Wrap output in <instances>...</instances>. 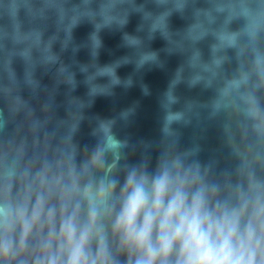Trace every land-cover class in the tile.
<instances>
[{
  "label": "water",
  "instance_id": "obj_1",
  "mask_svg": "<svg viewBox=\"0 0 264 264\" xmlns=\"http://www.w3.org/2000/svg\"><path fill=\"white\" fill-rule=\"evenodd\" d=\"M177 166L264 197V0H0V204Z\"/></svg>",
  "mask_w": 264,
  "mask_h": 264
},
{
  "label": "clouds",
  "instance_id": "obj_2",
  "mask_svg": "<svg viewBox=\"0 0 264 264\" xmlns=\"http://www.w3.org/2000/svg\"><path fill=\"white\" fill-rule=\"evenodd\" d=\"M61 179L58 208L46 175L41 190L29 186L18 202L0 204V256L18 257L36 237L32 264H117L110 228L128 264H264V197L238 193L235 202L223 201L179 166L153 177L132 171L111 204L114 181L81 192L75 176L70 186Z\"/></svg>",
  "mask_w": 264,
  "mask_h": 264
}]
</instances>
